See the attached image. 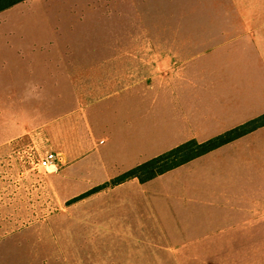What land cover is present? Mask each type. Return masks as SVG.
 <instances>
[{
	"label": "crops",
	"instance_id": "1",
	"mask_svg": "<svg viewBox=\"0 0 264 264\" xmlns=\"http://www.w3.org/2000/svg\"><path fill=\"white\" fill-rule=\"evenodd\" d=\"M150 23L133 47L73 49L61 65L55 52L54 68L45 61L43 71L28 70L27 81L12 85L1 62L0 138L13 136L10 120L40 117L41 93L49 105L74 106L48 124L50 148L62 159L50 177L56 207L49 216L57 226L67 214L66 223L73 219L79 232H96L95 243L114 253L107 264H152L147 259L172 248L170 238H194L202 203L222 196L216 187L223 179L231 185H223L226 192L242 191L241 169L248 170L244 183L263 192L261 173L251 168L264 167V126L148 182L110 185L184 143H205L264 116V0L186 4ZM27 135L35 142L38 133L25 130L20 137ZM81 184L86 188L75 192ZM100 186L106 187L72 203ZM253 202L242 212L264 217V197ZM244 225L240 240L209 242V255L157 263L264 264V224ZM196 242L193 248L202 249L199 237ZM94 254H71L62 264H104Z\"/></svg>",
	"mask_w": 264,
	"mask_h": 264
},
{
	"label": "rangeland",
	"instance_id": "2",
	"mask_svg": "<svg viewBox=\"0 0 264 264\" xmlns=\"http://www.w3.org/2000/svg\"><path fill=\"white\" fill-rule=\"evenodd\" d=\"M208 1L27 0L0 13V71L4 60L7 62L3 69L5 81L12 85L18 80L27 81L28 70L43 71L45 63L54 68L55 52H60L61 65L68 54L65 51L133 47L142 41L145 28L152 25L150 22L155 17L177 15L182 5L194 3L196 6ZM42 94L41 105H35L36 111L40 109V117L35 121L10 120L8 134L13 136L0 138V264H62L71 254L74 258L93 259L97 250L107 264L115 257L114 253L109 249L102 251L101 243H95L96 232H79L73 219L70 224L66 223L67 214L57 226L55 218L49 216L56 207L50 177L59 169L40 167L42 158L53 152L48 141V124L74 106L49 105L44 103ZM32 129L38 133L35 142L32 134L20 137L23 131ZM251 169L253 173H261L263 192H255L256 188L244 183L248 172L245 169L237 172L238 179L243 181L236 184L240 192H226L223 185L229 180L223 179L222 185L216 187L217 192L222 191V196H215L209 206L202 203L200 232L195 233L194 238L192 234L185 233L181 237L179 233L178 238L169 239L172 248L158 253V258L154 255L147 260L159 264L157 261H170V257H192L199 253L206 256L210 251L209 242L240 240L245 237L241 231L244 224H264V217H247L242 212L244 208L253 207V198L264 197V167ZM226 187L231 188V185L226 184ZM85 188V184L76 185L74 191ZM226 193L237 195L227 198ZM128 233L131 239L135 235L140 237V232ZM197 237L203 246L200 250L193 248L198 244ZM142 259L145 258L138 260Z\"/></svg>",
	"mask_w": 264,
	"mask_h": 264
},
{
	"label": "trees",
	"instance_id": "3",
	"mask_svg": "<svg viewBox=\"0 0 264 264\" xmlns=\"http://www.w3.org/2000/svg\"><path fill=\"white\" fill-rule=\"evenodd\" d=\"M25 1L27 0H0V13ZM261 126H264V116L223 135L215 137L205 143L199 144L195 141H189L114 178L110 185H120L131 179H137L140 183L148 182L157 176L163 175L173 169L191 162L194 159L210 153ZM105 187L106 186H100L94 188L93 190L74 199L72 203L93 195L103 190Z\"/></svg>",
	"mask_w": 264,
	"mask_h": 264
},
{
	"label": "built area",
	"instance_id": "4",
	"mask_svg": "<svg viewBox=\"0 0 264 264\" xmlns=\"http://www.w3.org/2000/svg\"><path fill=\"white\" fill-rule=\"evenodd\" d=\"M62 159L59 154L47 153L40 162V167L57 171L61 165Z\"/></svg>",
	"mask_w": 264,
	"mask_h": 264
}]
</instances>
